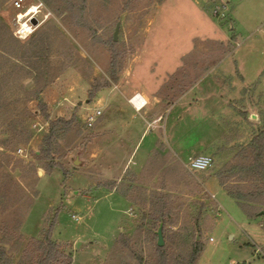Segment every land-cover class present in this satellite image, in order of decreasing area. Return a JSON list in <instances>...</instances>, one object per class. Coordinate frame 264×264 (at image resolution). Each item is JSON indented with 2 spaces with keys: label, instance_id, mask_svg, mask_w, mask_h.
I'll list each match as a JSON object with an SVG mask.
<instances>
[{
  "label": "rangeland",
  "instance_id": "obj_1",
  "mask_svg": "<svg viewBox=\"0 0 264 264\" xmlns=\"http://www.w3.org/2000/svg\"><path fill=\"white\" fill-rule=\"evenodd\" d=\"M16 1L0 0V241L14 264L55 218L53 240L72 264H159L161 225L169 264L195 238L196 264H264V219L217 178L251 162L264 130V0ZM34 7L35 32L20 39L18 16ZM127 90H159L164 120L123 112ZM254 108L259 121L244 112ZM59 118L76 121L47 160ZM203 153L210 170L183 164Z\"/></svg>",
  "mask_w": 264,
  "mask_h": 264
},
{
  "label": "trees",
  "instance_id": "obj_2",
  "mask_svg": "<svg viewBox=\"0 0 264 264\" xmlns=\"http://www.w3.org/2000/svg\"><path fill=\"white\" fill-rule=\"evenodd\" d=\"M75 121L74 118L71 120L59 118L51 122L49 133L43 140L42 154L45 159H53L55 151L54 146L61 137V132L69 130L74 125ZM251 147L252 160L248 165L245 166L236 163L233 164L230 169H227L226 166L218 173L217 178L219 179L220 185L240 204L250 219H264V130H260L257 136L253 138ZM57 167L59 166L51 163L47 170L53 172ZM63 171L67 174L65 170ZM238 172L245 173V175L247 174L249 176L248 181H227L228 179H226V176L229 173L235 175ZM247 182L250 183V188L246 186ZM163 216L164 215H162V218ZM55 220L56 218L52 221L48 229L43 231V238L36 240L35 244L31 246L33 248L30 249L28 254L23 256V259L18 264H72L71 256L62 252L59 245L53 240L52 229L53 224L56 222ZM198 220L199 218H196V225L198 224ZM124 247H129L126 241H124ZM202 248L203 244L195 238L190 254H188L187 257L180 258L181 262H176L175 264H196ZM158 254L159 264H169L164 249H158ZM0 264H14L13 256L7 251L5 243L1 241Z\"/></svg>",
  "mask_w": 264,
  "mask_h": 264
},
{
  "label": "crops",
  "instance_id": "obj_3",
  "mask_svg": "<svg viewBox=\"0 0 264 264\" xmlns=\"http://www.w3.org/2000/svg\"><path fill=\"white\" fill-rule=\"evenodd\" d=\"M158 91L159 90H156V91H153L152 93H148V92L142 91V90L124 91L123 102H122V104L119 105V107L121 108V106H122L121 109L123 112H127V113L129 112L130 113V112L134 111L135 113L143 114V117L145 119H148V116H150L151 117L150 118L151 119L150 125L161 123L164 120V116H163L162 111L159 110V109H161L160 108L161 100H160L159 96L157 95ZM134 96H138L139 100L132 101L131 99ZM169 103L173 104L172 101H169ZM146 133H147V129L142 132L140 139H139L140 140L139 143L141 142L143 137L146 135ZM161 144H162L161 136L157 135L155 133L152 134L151 135V141H150L151 150L157 151ZM201 154H197V155H201ZM197 155H195V156H197ZM203 155H205V154L203 153ZM190 157H192V156H190ZM183 164H185V163L183 162ZM125 169H126V167H125ZM125 169H124V171H125ZM206 182H207L206 186H208L210 184V182L207 180H206Z\"/></svg>",
  "mask_w": 264,
  "mask_h": 264
},
{
  "label": "built area",
  "instance_id": "obj_4",
  "mask_svg": "<svg viewBox=\"0 0 264 264\" xmlns=\"http://www.w3.org/2000/svg\"><path fill=\"white\" fill-rule=\"evenodd\" d=\"M25 2H26V0H17L16 6H18V8L21 9L24 6ZM39 7H41V6H38V9H39ZM35 10H37L35 7L30 8L25 13H22L18 16V20L20 21L19 22L20 25L16 31V36L19 37L20 39H25L35 32L36 25H34L32 22V20L35 19V16H36ZM131 100L132 101L139 100V98H138V96H134ZM101 115H102V112L100 110H96L94 113H91L90 115H88L86 117L87 125L89 127H92ZM19 152L22 153V150H19ZM185 165H186V168L191 172H203V171H207L213 167L214 159L210 155L192 156V157H189V159H188L187 163H185ZM232 264H236V263L232 262Z\"/></svg>",
  "mask_w": 264,
  "mask_h": 264
},
{
  "label": "water",
  "instance_id": "obj_5",
  "mask_svg": "<svg viewBox=\"0 0 264 264\" xmlns=\"http://www.w3.org/2000/svg\"><path fill=\"white\" fill-rule=\"evenodd\" d=\"M33 24L34 25H37L38 24V20L37 19H33L32 20ZM244 112H248L249 115H248V119L251 120V121H259L260 120V116L258 114V111L257 109H247V110H244ZM83 151V150H82ZM78 152L77 155L79 156H75V158H72V161L73 163L76 165V166H83L84 165V161L81 159L80 155L82 154L81 152ZM157 236H158V246L160 248H162L164 246V237H163V225H161V227L159 228L158 232H157ZM83 244V242H78L77 244V249L79 248V246Z\"/></svg>",
  "mask_w": 264,
  "mask_h": 264
},
{
  "label": "bare ground",
  "instance_id": "obj_6",
  "mask_svg": "<svg viewBox=\"0 0 264 264\" xmlns=\"http://www.w3.org/2000/svg\"><path fill=\"white\" fill-rule=\"evenodd\" d=\"M23 18V17H22Z\"/></svg>",
  "mask_w": 264,
  "mask_h": 264
}]
</instances>
